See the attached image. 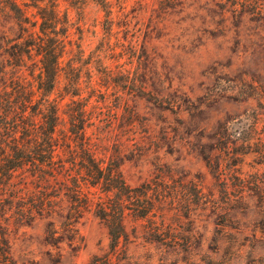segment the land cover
Returning <instances> with one entry per match:
<instances>
[{"label":"rangeland","instance_id":"rangeland-1","mask_svg":"<svg viewBox=\"0 0 264 264\" xmlns=\"http://www.w3.org/2000/svg\"><path fill=\"white\" fill-rule=\"evenodd\" d=\"M56 9L67 28L50 95L58 136L84 107L98 155L118 161L152 205L145 216L127 210L114 261L264 264V0H56ZM68 207L62 196L49 214L0 209L10 264H87L110 252L94 208L70 225Z\"/></svg>","mask_w":264,"mask_h":264},{"label":"trees","instance_id":"trees-1","mask_svg":"<svg viewBox=\"0 0 264 264\" xmlns=\"http://www.w3.org/2000/svg\"><path fill=\"white\" fill-rule=\"evenodd\" d=\"M0 24V209L49 214L64 196L71 225L93 207L107 227L110 252L87 264H117L114 257L127 239V210L145 216L152 205L143 201L144 186L126 182L118 161L98 155V144L86 134L84 107L70 114L68 136H58L59 109L50 95L67 28L56 0H0ZM26 71L31 80L19 78ZM10 262L0 221V264Z\"/></svg>","mask_w":264,"mask_h":264}]
</instances>
